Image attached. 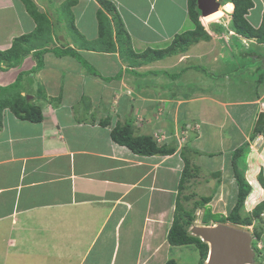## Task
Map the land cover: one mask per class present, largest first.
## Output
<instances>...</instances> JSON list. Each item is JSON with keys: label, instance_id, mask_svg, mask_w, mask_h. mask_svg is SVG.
<instances>
[{"label": "crops", "instance_id": "0c3cea01", "mask_svg": "<svg viewBox=\"0 0 264 264\" xmlns=\"http://www.w3.org/2000/svg\"><path fill=\"white\" fill-rule=\"evenodd\" d=\"M23 1L0 0V23L5 14L12 13L19 23L20 35L33 33L38 27H41L39 30L46 28L41 41L50 44L51 50L43 56L42 67L17 88L27 101L38 102L42 119L38 122L20 119L8 106L0 110V241L7 247L5 255L13 254L18 264H22L19 260L23 254L34 256L32 264H86L96 261L95 256L105 259V264H145L147 257L141 256L143 237L147 234L151 238L159 229L161 232L159 225L163 223L167 224L163 228L165 233L172 221L173 214L167 220L174 211L170 200L176 199L184 164L181 148L185 149L191 164L209 176L204 183L212 188V199L218 190L215 200L230 204V208L233 206L237 185L231 157L239 145L249 140L258 118L257 101L264 97V78L259 76L257 65L264 70V42L243 38L249 43V48L244 49L237 38L227 39V30L213 23L204 26L209 39L199 38L183 50L162 52L152 59L142 58L134 63L132 55H122L119 49L107 50L105 36H102L103 43L98 42L97 13L102 11L110 18L100 0H27L48 17L49 23L40 21L39 25L28 15ZM105 1L114 7L135 54L149 49L165 50L176 35L195 29L189 20L187 0ZM167 1L171 7L164 6ZM251 1L245 18L253 28L264 27V0ZM205 18L204 25L208 23ZM108 22L111 29L109 26L107 29ZM101 23L105 31L112 32L111 40L117 46L114 20ZM5 26V23L0 25V29L3 31ZM9 37L0 38V50L11 46L12 37ZM56 41L63 47L74 44L77 49H73L99 67L102 78H113L102 86L97 75H85L73 57L54 55ZM122 46L127 44L124 42ZM237 55L253 57V64L242 61L241 66L252 65L251 73L259 76V80L244 79L246 74L238 80L228 74L216 79L222 59L231 60ZM187 57L195 59L192 64L204 62L209 68V77L198 78L200 86L189 84L192 75L188 71L197 69H192L195 65L185 64ZM202 57L207 58L206 62L200 61ZM29 60L25 56L20 63L9 67L0 63V87L13 83L21 71L30 70L36 62ZM70 64L71 70H67ZM235 68L241 73V67ZM232 69L225 67L226 73ZM169 70H178L179 76L166 78L163 71ZM146 73L162 89L153 94L148 83L138 94L140 100L135 106L132 98L127 97L128 93L137 91L131 77L136 74L146 83L151 82L153 79L146 78ZM164 78V82L170 80L181 91L164 87L165 83L161 84ZM250 80L257 85L248 88ZM100 88H105V92L101 93ZM122 96L129 104L121 102ZM2 99L5 98L0 92ZM77 103L79 112L75 109ZM84 108L91 120L82 117ZM128 112L134 135L157 132L165 137L163 144L175 146V151L167 155H139L115 143L110 129L127 122ZM101 120H107L109 125H101ZM181 136L184 137L182 147L178 139ZM246 158L244 175L251 190L244 208L252 210L264 201V187L257 178L260 172L264 173V151L249 153ZM228 193L234 194L232 201ZM153 200L158 207H153ZM128 216L133 221L125 229L123 225ZM261 217L262 221L254 222L251 227L255 226L259 234L255 257L264 264V213ZM135 219L142 226L136 246L138 252L131 253L136 248L130 235L132 228L138 227ZM154 247L156 251L160 248ZM154 247H146L145 254L154 255Z\"/></svg>", "mask_w": 264, "mask_h": 264}, {"label": "trees", "instance_id": "16d2710c", "mask_svg": "<svg viewBox=\"0 0 264 264\" xmlns=\"http://www.w3.org/2000/svg\"><path fill=\"white\" fill-rule=\"evenodd\" d=\"M222 1L223 2L220 4L218 9L212 12L213 14L215 13L213 16L212 13L204 15L206 17L210 16L208 17V19L205 18L207 22H210L211 19L215 18V21H225L227 24L231 18V26L232 28H234L237 34L242 35L246 38H255L257 42H264V27L259 26L257 28H253L245 18V14L247 13L248 9L252 6L251 0ZM99 2L102 9L110 13V18L108 19L106 14L102 13V11L97 13V40L98 42L103 43L102 36H105V48L111 51L119 49L122 55L127 54V56L132 55V57L136 58L142 56L143 59H147V57L152 59L154 58V56H158L159 53H172L178 48L183 50L185 48L184 46L190 44L194 40H198L199 38L209 39L210 37L209 33L205 31L203 26L204 16H200L199 18L200 11L197 8L196 0H187L188 15L192 24L195 25L196 28L192 31H186L185 33L176 35L170 46L165 50L149 49L146 53L135 54L132 51V48H130V36L123 27V24L120 21V18L118 17L117 13L114 11V7L111 6L110 1L100 0ZM23 4L26 7L28 15L31 16L36 22H38L37 25H39L40 21L44 24L49 23L46 13L39 11L38 8L31 1L24 0ZM65 6L66 5H62L63 8ZM64 14H68V9L64 11ZM110 19L114 20V25H116L115 42L117 43V46L115 45L114 41L111 40L112 32L105 31V27H103V24L101 23V21H108ZM215 24L220 27V25H218L217 23ZM39 28L41 27H38V29H36V31H33V33L22 34L15 37L11 43L10 48L6 50H0V63L7 67L15 66L20 63L21 60L30 51L29 47L33 39L36 38L40 39L41 41L43 33H46V28H42L41 30H39ZM109 29H111L110 26ZM124 42L127 44V47L122 46V43ZM52 51L56 56L68 55L76 59L81 64H88L89 67L91 65L77 50L73 49L72 47H54ZM35 53V56H37L38 58L37 61L35 59L36 63L30 70L21 71L17 75L13 83L8 86L0 87V92H2V96L5 98L2 99V107L0 108V110H2L3 105L4 107L5 105H7L12 111V113L18 118L38 122L42 119L40 105L31 101H27L25 97H22L17 91V88L20 84H22V81L25 78H27L29 81V78L32 76L31 74L39 70L43 65V49L37 50ZM11 91L13 92V95L10 93ZM11 100L13 101V103L9 102ZM100 124L103 126H107L108 122L106 120H101ZM258 133H264L263 114H260L258 116V119L249 135L250 140H252ZM110 137L115 143L126 146L132 152L139 155H167L173 153L176 148L173 145L167 146L164 144H158L151 135H134L131 127V122H125L122 125L118 124L112 127L110 130ZM184 150L185 149L181 148L180 151V156L184 164L179 179L178 193L175 199L172 221L166 234V241L168 244L173 246L186 244L196 245L199 248L200 256L202 257V259L199 260L198 264H204V260L207 258L208 255V245L206 242L202 241L199 236L191 234L189 232V227L192 226L196 218L195 211L197 209L204 208V206L211 200L212 195H201L197 199H193L190 206L187 207L184 205L185 202H188L195 195V193L185 194L184 191L187 189L188 182L195 176V173L197 172V168L191 164L190 159L187 158L184 154ZM247 150L248 143L245 142L242 145L238 146L232 152L231 167L237 185V191L233 206L228 209L226 215L221 216L222 218L220 219V221H218L220 223L229 222L231 224L239 226H251L263 214L264 201L255 206L250 212L245 211L244 208V201L251 190V185L244 175L245 166H242L243 168L239 167L238 160L241 156L246 154ZM195 152L197 153V151ZM258 179L261 185L264 187V178L262 172L259 173ZM217 182H219V179ZM218 184L219 183H217V185ZM253 228H255V226H253ZM253 236L256 239L259 238V234L255 231V229L253 231ZM254 247L256 249L255 255L257 256L258 249L256 246ZM258 261L255 257L254 264H263ZM164 264L180 263H178L173 258H169L164 262Z\"/></svg>", "mask_w": 264, "mask_h": 264}, {"label": "rangeland", "instance_id": "374dc122", "mask_svg": "<svg viewBox=\"0 0 264 264\" xmlns=\"http://www.w3.org/2000/svg\"><path fill=\"white\" fill-rule=\"evenodd\" d=\"M164 6L165 7L170 6L169 5V1L165 2L164 3ZM206 19H208V17H206ZM3 20H4L3 23H0V25H2V24L5 23L6 26L4 27L5 29L3 31L0 29V38H3V37L10 38L9 36L12 37V36H15V35H17V36L20 35L19 34L20 31L18 30L19 23H18V21L15 20V17H14V15L12 13L5 14V18ZM0 21H2V19ZM213 21H215V18L214 19H211L210 22H208L207 24L205 23V26H208L209 23H211ZM108 26H109V24H108ZM108 26H107V28H108ZM60 32L62 34V31H60ZM13 38L14 37H12V39ZM227 39H229V36H227ZM44 40H48V37H45ZM228 42H230V41H228ZM9 43H10V41H9ZM54 43L55 44L58 43L57 46L60 47V48L63 47V45L60 42H57L56 41ZM72 45H73L72 47H75L74 44H72ZM50 46H51L50 44L47 45L44 41H40V39L34 38L33 41L30 43V47H29V50L30 51L26 54V56L28 58H30V60L32 59V60L35 61V59H36V61H37V58L38 57L35 56V54H36L35 52L37 50H42L43 49V53L42 54L44 56L47 53L46 50L47 51L48 50L49 51L51 50ZM216 46H217V44H216ZM245 56L246 55H237V57H235L234 59H231V60L222 59V63L220 64V69L216 72V79L223 78L225 74H228L231 79H235V80H238V77L241 76L242 74H246L245 76H243L244 79L247 78V77H249L251 79L259 80V76H261L262 78H264V70H263L262 67H259V64L257 65V67L260 68V69H258L257 72H258V74L259 73L262 74V75L259 74V76H257V75L255 76L254 72L251 73L252 69H254V68H252V65H247L245 67L241 66L242 65V61H245L246 63H250V64H253L254 61H255L254 59H252L253 57L248 58V56H246V57ZM142 58H143L142 56L138 57V59L136 57H132L131 58V61L135 63L138 60H142ZM196 60L198 61L199 59H196ZM202 60H204L206 62L207 58L206 57H202L200 59V61H202ZM189 61H191V63H188ZM194 62H195V59H193V58L188 59V57H187L186 60H185V64L186 65H195V66H192V69H197L196 72H193L195 70L188 71V72H191V75H192V76L189 77L190 78L189 84L194 85V86L195 85L198 86L200 84L198 78H201V76H205V77L208 76L209 77L210 76V73H208L209 72V68L207 67L206 63L203 62L201 65H199V64H192ZM75 63H76V66L78 68L79 67L80 68H83V73L85 75H86V73H91V74L94 73V75H97L96 77H98L101 80V85L102 86L106 85L113 78V76L112 77H108L106 79L105 78H102L103 75L101 74L100 69H99V67H97L96 64H94V65L91 64L90 65L91 68H90L88 66V64H81L78 61H75ZM70 66H71V64L69 65V67H67V70H69ZM228 66H230V68H234V69H232L228 73H226L225 67H228ZM237 66H239V67L242 68L241 69V73H240L239 69H236L235 68ZM223 67H224V74H223ZM70 70H71V68H70ZM235 71H238V72H236L237 74L236 75H232V72H235ZM257 72H255V73H257ZM74 73H77V72L74 71ZM163 74L168 79L169 78H173L174 76L175 77H178L179 76L178 70H169L166 73L163 71ZM66 75L67 74H64V76H66ZM136 76L140 77V75L133 74L132 77H131V80H133L134 87L137 89V91H134L133 90L134 92L133 93L131 92L132 94L131 93L130 94L129 93L128 94L126 93L128 98H132V104L135 105V106L138 105V101L140 100L138 94H140V92H142V91L145 90L144 87L147 86L148 83H149V85H151L150 86L151 87L150 89H151V91H152L153 94H156L157 92H159V90L162 89V86L155 81V78H152L153 77L152 75L147 74V73L145 74L146 78L153 79L151 82L148 80L147 83L145 82L144 78L141 79V78H137ZM69 77L72 78L74 76L73 75H69ZM120 78H121V75L118 74L117 77H116V80L119 81ZM166 78L162 79L161 84H163V82H164V80ZM114 79H115V77H114ZM169 82H170V80H166L164 82L165 84L163 86L164 87L165 86H168V87H171V88H177L176 85L175 86H172ZM254 85H257V82L254 81V80H250L249 81L248 88H252ZM159 87H160V89H159ZM13 88H15V87H13ZM177 89L179 91H181V88L180 87H178ZM100 90H101V93L105 92V88H103V89L100 88ZM10 93L13 95V92L12 91ZM224 96H226V94H224ZM121 98H122V101L121 102H123V104H129V102H127V98L126 97L122 96ZM9 102H12L13 103L12 100L9 101ZM36 103H38V102H36ZM79 103H77L75 105V109H77V112H79V108H77ZM85 103L86 102H83L81 104H85ZM5 106H7V105H5ZM1 107H2V100H0V108ZM3 107H4V105H3ZM99 108H100V106H99ZM129 115H130V113L128 112L127 113V117H126V121L133 123V121L130 120ZM82 117H84L86 120H91V119H88V115L86 114L85 108L82 111ZM111 118L113 119V116ZM78 119H79V117H78ZM259 142L260 143L262 142L261 147H259L260 149H258L256 151L255 148H258V147L257 146H254L251 149L253 151L250 150V151L247 152L246 155L244 154L243 156L240 157V159L238 160L239 167H242L243 165L244 166L246 165V163L248 161V159L246 157H247V155L249 153L250 154L251 153L254 154V153H258V152H261V151L263 152L264 151V135H263V139L262 138L259 139ZM189 147H190V145H189ZM187 148H188V146H187ZM189 149H191V148H189ZM186 156H187V154H186ZM261 169H262V167H261ZM196 171H197V175H195L193 177V179L191 180L190 183L188 182L189 184L187 186V189L184 191L185 194L195 193V195L188 202H185L184 203V205L187 206V207L191 205V202H192L193 199H197L201 195H209L212 192V188L209 187V185L206 186L205 183H204L205 180L209 176L207 174L201 173L202 170H200L199 168H197ZM263 176H264V173H263ZM250 177H252V176H250ZM250 177H249V179H250ZM258 181H259V179H258ZM199 183H201V184L199 185ZM217 191L215 193V196H213V199L211 198V200H210L211 202L209 201L204 206V208L197 209L195 211L196 218H195L192 226L189 227V232L191 234H195L193 231H194V229L196 227H204V226L205 227L206 226L207 227L208 226H213L214 227V226H216V225H213V224H216V222L220 221V219L222 218L221 216L225 215L228 212V209L230 208L229 207L230 204L227 206L226 202L225 203H222V202H218V201L215 200L217 198L216 196L218 195V192ZM156 195H157V193L153 194V198H155ZM229 195L232 196V193H230ZM168 197L171 198V195L168 194ZM232 198H234V194L231 197V201H232ZM172 200H170V201L173 203L172 205L174 206L175 205V200H174V198ZM152 203H153L152 204L153 207H158L159 206V204L156 202V200H153ZM167 204H169V203H167ZM139 210L140 209H137V211H139ZM245 211L250 212L251 210L250 209L249 210L246 209ZM150 213H151V209L149 210V214ZM263 213H264V211H263ZM172 214L173 213L170 214V216L168 217V220L167 221L170 220V218L172 217ZM136 215L137 214L135 213L134 214V217L135 218H137ZM129 218H130V216H128L127 221L123 225V227L125 229L128 227V222H132L133 221V220H130ZM262 218L263 217L260 216V218L257 219L255 221V223H258V221L261 222L262 221ZM135 221H136V223H135L136 224V227L137 226L138 227L136 229L135 228H132V230L130 231V235H131V239H132L131 242H133V247L134 248L138 244V238L140 236V230H141V226H142L141 223L139 224V221L137 219H135ZM220 224H227V223L225 222V223H220ZM163 225H164V227H163ZM166 225L167 224H165V223H163L162 225H159V227H161V232L159 231L160 230L159 229L158 232L156 231L155 235H154V233L152 235L150 234L151 236L154 235L153 237L150 238V236H146L147 234L143 237V243H142L143 250L141 252L142 253L141 256H143L142 257L143 259L147 257V260L145 259L146 260L145 261L146 262L145 264H164V262L167 259H169V258L175 259L180 264H198L199 260L202 259V257L200 256L199 248L196 245H194V244H186V245H179V246H173V245L168 244L167 241H166L167 231L165 233H163V231H164L163 228H165ZM231 226L232 227L239 228L241 230H244V231H247L248 233H250L251 239H252L251 248L254 251V257H255L256 256L255 255L256 254V249H255L254 246H256V244H257V241H255V240H258V239H256L253 236V231L255 229V231L257 232V229L256 228H253V226L252 227L250 226L248 228L247 227H241L239 225H231ZM256 227H259V226H256ZM152 242H153V244H152ZM146 244H148V246H146ZM207 245H208V251H209V244H207ZM149 246L150 247H154V246L157 247L158 246L160 248L157 251L154 250L155 247L152 248L153 251L151 249L152 252H155L154 255L153 254H149V252L147 254H145V249H146V247H149ZM96 247L97 246H95V248ZM6 249H7L6 245H4V243H1V241H0V264H18V263H16L18 261V259H13V256H14L13 254H9V255H5L4 254V252H5ZM133 252L134 253H137L138 252V248L136 247L135 248V251L133 250L131 253H133ZM92 253L95 254V249L92 251ZM95 257H96V261L93 260L91 263L88 261L86 264H95L96 262H98V264H105V259H101L100 256H95ZM16 258H18V257H16ZM33 258H34V256L28 257V255L23 254V258L20 259L19 261L22 264H32ZM90 259H92V258H90ZM100 259H101V261H99ZM205 262H206V259L204 260V264H206ZM139 264H140V262H139ZM251 264H254V263H251Z\"/></svg>", "mask_w": 264, "mask_h": 264}, {"label": "water", "instance_id": "95a60500", "mask_svg": "<svg viewBox=\"0 0 264 264\" xmlns=\"http://www.w3.org/2000/svg\"><path fill=\"white\" fill-rule=\"evenodd\" d=\"M202 16L218 9L221 0H196ZM211 243L210 260L206 264H251L254 251L251 248V235L247 231L227 224L196 227L193 231Z\"/></svg>", "mask_w": 264, "mask_h": 264}, {"label": "clouds", "instance_id": "9594fccd", "mask_svg": "<svg viewBox=\"0 0 264 264\" xmlns=\"http://www.w3.org/2000/svg\"><path fill=\"white\" fill-rule=\"evenodd\" d=\"M223 1L221 0V3H222ZM200 16H202L201 14L199 15V18H200ZM189 20H190V18H189ZM200 20V19H199ZM191 21V20H190ZM192 23V22H191ZM213 23H217L218 25H220L222 28H224L225 30H227V35L229 36V38L231 37V36H234V38H237L239 41H240V43H241V45H242V47L244 48V49H248L249 48V43H248V41L246 40V39H248V38H246V37H244V36H242V35H239V34H237L236 32H235V30H234V28H232V26H231V18H230V21L227 23V24H224L222 21H213V22H211V23H209V24H213ZM202 24V23H201ZM203 25V24H202ZM203 26H205V25H203ZM206 27V26H205ZM17 37V36H16ZM243 38H246V39H243ZM13 40V39H12ZM11 43H12V41H11ZM10 48V47H9ZM8 49V48H7ZM6 50V49H5ZM264 99V97L263 98H261V99H259L258 101H257V105H258V110H259V114H258V116L260 115V114H263L264 115V112H262L261 110H260V107H259V102L261 101V100H263ZM257 116V117H258ZM258 119V118H257ZM139 120H141V119H139ZM107 121V120H106ZM108 122V121H107ZM109 125V122H108V124H107V126ZM115 126V125H114ZM114 126H112V127H114ZM111 130V129H110ZM110 133V132H109ZM155 134H158L157 132H155V133H153L151 136L153 137V139L158 143V144H163V140L165 139V137H163L160 141H157L156 140V138H155ZM263 135H264V133H258L252 140H250V138H249V140L247 141V143H248V150H247V152L248 151H250L254 146H257L258 148L259 147H261V144H262V142L260 143L259 142V139H258V137H261L262 139H263ZM158 136H163V135H159L158 134ZM183 143H184V141H181L180 142V144H182L180 147H182L183 146ZM242 145V144H241ZM240 146V145H239ZM258 148H255V150H257ZM176 149V148H175ZM251 151H253V150H251ZM247 152H246V154H247ZM245 154V155H246ZM231 226V225H230ZM193 235H195V234H193ZM197 236H199V235H197ZM200 237V236H199ZM200 239L202 240V241H204V242H206L207 244H209L207 241H205V240H203L202 239V237H200ZM251 242H252V240H251ZM257 247V246H256ZM210 245H209V251H208V255H209V253H210ZM207 255V256H208ZM254 259H255V257H254ZM206 260H207V258H206ZM206 263V262H205ZM254 263V262H253Z\"/></svg>", "mask_w": 264, "mask_h": 264}, {"label": "built area", "instance_id": "2783aa9c", "mask_svg": "<svg viewBox=\"0 0 264 264\" xmlns=\"http://www.w3.org/2000/svg\"><path fill=\"white\" fill-rule=\"evenodd\" d=\"M259 107H260V110L262 112H264V99L259 102ZM154 136H155L157 141H160L163 138V136H158V134H155ZM260 138L261 137H258V139H260ZM178 139H179L180 142L184 141V137H182V136L178 137Z\"/></svg>", "mask_w": 264, "mask_h": 264}, {"label": "bare ground", "instance_id": "6f19581e", "mask_svg": "<svg viewBox=\"0 0 264 264\" xmlns=\"http://www.w3.org/2000/svg\"><path fill=\"white\" fill-rule=\"evenodd\" d=\"M215 14V13H214ZM212 16H213V13H212ZM210 17V16H209ZM205 22V21H204ZM202 237V236H201ZM202 239H204L203 237H202ZM208 243H209V245H210V249H211V243L208 241ZM209 260H210V253H209V255L207 256V260H206V263H208L209 262Z\"/></svg>", "mask_w": 264, "mask_h": 264}]
</instances>
